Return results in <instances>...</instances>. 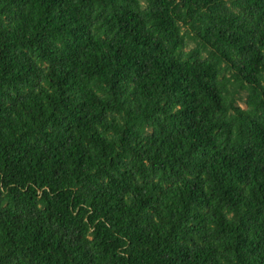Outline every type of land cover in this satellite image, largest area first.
<instances>
[{
	"label": "trees",
	"instance_id": "1",
	"mask_svg": "<svg viewBox=\"0 0 264 264\" xmlns=\"http://www.w3.org/2000/svg\"><path fill=\"white\" fill-rule=\"evenodd\" d=\"M0 264H264V0H0Z\"/></svg>",
	"mask_w": 264,
	"mask_h": 264
}]
</instances>
